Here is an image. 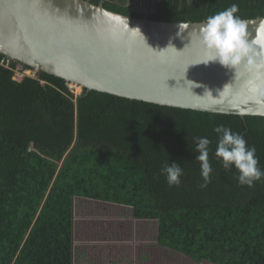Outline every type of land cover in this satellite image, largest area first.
<instances>
[{
  "label": "trees",
  "instance_id": "1",
  "mask_svg": "<svg viewBox=\"0 0 264 264\" xmlns=\"http://www.w3.org/2000/svg\"><path fill=\"white\" fill-rule=\"evenodd\" d=\"M91 1L158 21H206L232 4L240 19L264 17V0H157L147 12L128 0ZM217 125L255 146L264 170V116L85 88L75 96L63 78L40 70L16 80L0 63V264H74L77 197L157 220L159 243L197 262L264 264V179L241 186L237 170L222 167ZM204 136L214 172L202 188L193 138ZM173 161L184 175L169 187L160 170Z\"/></svg>",
  "mask_w": 264,
  "mask_h": 264
},
{
  "label": "water",
  "instance_id": "2",
  "mask_svg": "<svg viewBox=\"0 0 264 264\" xmlns=\"http://www.w3.org/2000/svg\"><path fill=\"white\" fill-rule=\"evenodd\" d=\"M241 20L260 43L254 64L235 70L217 61L189 65L209 58L198 34L205 21L137 18L91 0H0V53L87 92L264 116V17Z\"/></svg>",
  "mask_w": 264,
  "mask_h": 264
},
{
  "label": "clouds",
  "instance_id": "3",
  "mask_svg": "<svg viewBox=\"0 0 264 264\" xmlns=\"http://www.w3.org/2000/svg\"><path fill=\"white\" fill-rule=\"evenodd\" d=\"M238 10V5L232 4L229 8L207 17L206 21L200 26L198 34L203 47L209 53V58L206 61L189 65L217 61L226 68L236 70L242 63H247L249 66L254 64L255 46L260 41L250 39L251 34L247 31L246 23L236 15ZM127 26L129 28L128 23ZM140 34L146 46L154 50L147 44L141 31ZM189 65L186 67V72ZM170 77L174 76H169L167 80ZM174 78L176 79V77ZM213 132L218 136L215 156L226 171H231L233 168L237 170L236 180L239 185L253 187L255 182L264 179V170L258 166L259 159L256 156L255 146H249L241 134L233 132L224 125H217ZM193 140L195 151L198 153L195 159L200 162V174L203 178L200 187L204 188L211 182L214 172L208 158L209 146L212 141L206 136L194 137ZM160 171L162 175L166 176L169 187L181 184L184 169L178 163L174 161L170 164L166 163Z\"/></svg>",
  "mask_w": 264,
  "mask_h": 264
},
{
  "label": "crops",
  "instance_id": "4",
  "mask_svg": "<svg viewBox=\"0 0 264 264\" xmlns=\"http://www.w3.org/2000/svg\"><path fill=\"white\" fill-rule=\"evenodd\" d=\"M93 203H101L100 208L103 210L107 206H116L128 211L127 217L118 216V219L127 220L130 226L124 231L121 225L115 231L111 226H106L115 225L118 221L112 212L99 217L88 215L90 218L83 219L87 225L86 232L78 234L79 225L75 218V238L78 235V239L74 241V264H216L207 260L197 262L179 251L161 245L158 241L157 220L133 217L130 206L104 201Z\"/></svg>",
  "mask_w": 264,
  "mask_h": 264
},
{
  "label": "rangeland",
  "instance_id": "5",
  "mask_svg": "<svg viewBox=\"0 0 264 264\" xmlns=\"http://www.w3.org/2000/svg\"><path fill=\"white\" fill-rule=\"evenodd\" d=\"M128 1H133V5L135 7L141 8L143 11L147 12L148 10H152L154 8L157 0H128ZM93 202H95V201H93ZM93 202L91 201V199L87 200L85 197H77V199L75 201V218L77 219L76 220L77 225H79L78 226V230H79L78 234H83V232L85 233L87 230V225L84 224L85 222L83 219H86L91 215L96 216V217L105 216L107 214H110L111 212L114 213L113 214L114 218L117 219L118 221H116L115 225H108L107 224L106 226H111V229H113L114 231L116 229H118L119 225L123 226V229H122L123 231L126 229L127 230L129 229L128 225L130 226V224L128 223L127 220L118 219V216L126 215L125 217H127L128 211H125L124 209L118 208L116 206H114V207L107 206L106 208L104 207V210H103L102 208H100L101 203L97 204V203H93ZM104 202H107V201H104ZM98 206H99V208H97ZM101 213H103V214H101ZM122 218H124V217H122ZM76 236H77L76 238L78 239V235H76ZM76 238H75V241H76ZM78 243H79V241H78Z\"/></svg>",
  "mask_w": 264,
  "mask_h": 264
},
{
  "label": "built area",
  "instance_id": "6",
  "mask_svg": "<svg viewBox=\"0 0 264 264\" xmlns=\"http://www.w3.org/2000/svg\"><path fill=\"white\" fill-rule=\"evenodd\" d=\"M0 63L8 68H11L14 70V78L16 80H22L25 76H37L38 69L36 68H28L24 65V63L15 60L14 58L4 55L3 58L0 59ZM44 82V81H42ZM68 88L73 92L75 96H78L83 91V86L72 81H67Z\"/></svg>",
  "mask_w": 264,
  "mask_h": 264
}]
</instances>
